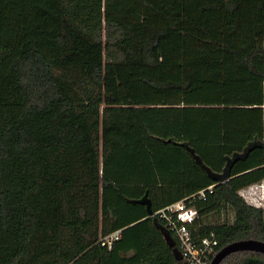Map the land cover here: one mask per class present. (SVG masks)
Returning <instances> with one entry per match:
<instances>
[{
  "label": "trees",
  "instance_id": "16d2710c",
  "mask_svg": "<svg viewBox=\"0 0 264 264\" xmlns=\"http://www.w3.org/2000/svg\"><path fill=\"white\" fill-rule=\"evenodd\" d=\"M262 181L264 0H0V264H186L131 201L210 186L194 239L264 242Z\"/></svg>",
  "mask_w": 264,
  "mask_h": 264
},
{
  "label": "built area",
  "instance_id": "2783aa9c",
  "mask_svg": "<svg viewBox=\"0 0 264 264\" xmlns=\"http://www.w3.org/2000/svg\"><path fill=\"white\" fill-rule=\"evenodd\" d=\"M213 192V186L193 194L177 203L171 204L151 217L157 218L168 232L177 240L182 258L186 264H211V258L217 254L218 246L216 235L211 233L199 242L194 239L192 227L198 220L196 200H206L207 194ZM121 237L118 231L101 239V245L111 249L114 242Z\"/></svg>",
  "mask_w": 264,
  "mask_h": 264
},
{
  "label": "water",
  "instance_id": "95a60500",
  "mask_svg": "<svg viewBox=\"0 0 264 264\" xmlns=\"http://www.w3.org/2000/svg\"><path fill=\"white\" fill-rule=\"evenodd\" d=\"M133 204H140L146 207L147 214L151 217L154 212L152 202L146 193L141 199L132 200ZM238 253H256L264 255V242L256 239H245L233 242L223 247L213 258L211 264H223L230 256Z\"/></svg>",
  "mask_w": 264,
  "mask_h": 264
},
{
  "label": "rangeland",
  "instance_id": "374dc122",
  "mask_svg": "<svg viewBox=\"0 0 264 264\" xmlns=\"http://www.w3.org/2000/svg\"><path fill=\"white\" fill-rule=\"evenodd\" d=\"M240 195L248 204L261 208L264 212V181L242 190ZM233 220V212L230 209H226L221 214H211L206 221L212 225H216L223 223L231 224Z\"/></svg>",
  "mask_w": 264,
  "mask_h": 264
}]
</instances>
